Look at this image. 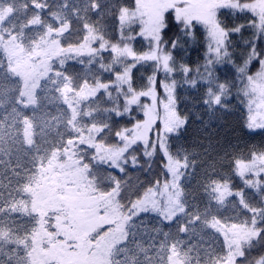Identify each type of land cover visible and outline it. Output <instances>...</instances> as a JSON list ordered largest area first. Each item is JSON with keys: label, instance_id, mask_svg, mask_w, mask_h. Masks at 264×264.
Returning <instances> with one entry per match:
<instances>
[{"label": "snow or ice", "instance_id": "6c2138e0", "mask_svg": "<svg viewBox=\"0 0 264 264\" xmlns=\"http://www.w3.org/2000/svg\"><path fill=\"white\" fill-rule=\"evenodd\" d=\"M0 264H264V0H0Z\"/></svg>", "mask_w": 264, "mask_h": 264}, {"label": "trees", "instance_id": "16d2710c", "mask_svg": "<svg viewBox=\"0 0 264 264\" xmlns=\"http://www.w3.org/2000/svg\"><path fill=\"white\" fill-rule=\"evenodd\" d=\"M193 119H195V117L193 116ZM202 123V121H196V124H201ZM217 127V125L216 124H213L212 125V128H216ZM211 131H212V129H210V128H205L204 129V132H206V133H211ZM186 147H191V145L190 144H186L185 145ZM177 147V145L176 144H173V148L175 149Z\"/></svg>", "mask_w": 264, "mask_h": 264}]
</instances>
